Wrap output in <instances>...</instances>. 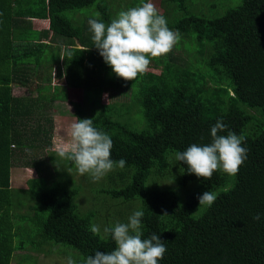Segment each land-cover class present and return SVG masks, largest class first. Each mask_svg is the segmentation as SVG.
<instances>
[{
	"label": "trees",
	"instance_id": "1",
	"mask_svg": "<svg viewBox=\"0 0 264 264\" xmlns=\"http://www.w3.org/2000/svg\"><path fill=\"white\" fill-rule=\"evenodd\" d=\"M141 2L0 0V264H15L18 250L48 252L51 243L75 251V264L116 247L110 234L90 231L97 211L79 214L69 197L58 196L61 177L51 176V190L40 186L48 165L37 170L40 157L53 147V118L49 105L15 96L12 87L35 81L42 95L44 81L54 89L43 96L50 100H70L71 89L84 90V100L96 113L91 116L89 110L80 119H93V126L113 141L111 159L127 162L103 180V202L108 196L118 201L120 211L144 212L142 238L159 235L167 249L159 264H264V0H231L237 4L218 15L191 11L187 0H154L165 8L158 12L168 27L185 37L187 50L194 52L184 62L165 55L152 59L146 73L125 81L94 46L88 21L108 25L121 3L128 10ZM90 6H96L95 15L79 13ZM16 30H26L30 38L16 40ZM119 92L124 99L114 101ZM140 108L144 120L134 116ZM218 120L226 125L220 135L231 131L245 138L247 159L237 175L217 171L204 181L189 174L175 153L194 143H211V127ZM19 161L35 167L37 176L30 180L40 187L34 191L39 208L31 206L38 211L32 216L36 228L27 236V229L12 221L24 201L12 188ZM115 174L122 181L113 179ZM168 179L184 192L160 183ZM205 191L217 196L211 207H199L197 197ZM114 219L112 226L124 221Z\"/></svg>",
	"mask_w": 264,
	"mask_h": 264
},
{
	"label": "clouds",
	"instance_id": "2",
	"mask_svg": "<svg viewBox=\"0 0 264 264\" xmlns=\"http://www.w3.org/2000/svg\"><path fill=\"white\" fill-rule=\"evenodd\" d=\"M88 23L94 46L115 75L125 81H134L146 73L151 60L167 55L179 40L152 0H142L140 5L120 11L108 25L97 19H89ZM225 130L226 125L218 120L211 127V143H194L183 152L177 151L175 160L186 164L189 174L204 181L210 180L217 171L228 176L237 175L247 159V149L242 146L245 138L231 131L226 135L219 134ZM68 134L71 144L60 148L57 155L73 162L79 175L87 174L93 182H98L114 168L126 166L123 158L119 161L111 159L113 141L93 126V119H78L69 126ZM197 199L199 207H211L217 196L205 191ZM143 216L142 210H136L127 223L105 226L103 232L111 235L115 249L107 253L97 251L87 257L84 264H159L167 249L159 235L142 238ZM90 231L100 235L101 228L92 224ZM67 264H75L71 256Z\"/></svg>",
	"mask_w": 264,
	"mask_h": 264
},
{
	"label": "rangeland",
	"instance_id": "3",
	"mask_svg": "<svg viewBox=\"0 0 264 264\" xmlns=\"http://www.w3.org/2000/svg\"><path fill=\"white\" fill-rule=\"evenodd\" d=\"M240 1V0H239ZM127 2V0H124V3ZM148 2V1H147ZM152 2L155 4L157 10H165L163 5L159 2ZM188 3V9L191 11H194L196 13H204L208 14H221L228 8H231L235 5H232L231 0H187ZM122 10H127V8L124 4L121 3L119 6ZM164 9H163V8ZM96 6H90L85 9H83L79 13H86L88 12V15H95L96 13ZM183 13H180L179 15H182ZM68 15L70 18L73 19L74 13L72 11L68 12ZM118 14H116L117 16ZM83 15H77V20L79 22H82L81 17ZM45 23V22H44ZM49 26L51 25V22H46ZM37 29H40L39 26L36 27ZM175 32V31H174ZM15 37L17 39H29L30 35L26 30H16L15 31ZM179 36L178 42L174 45L171 52H169L167 55L168 58H177L179 62H184L187 60L190 55L194 52V49L187 50V41L182 40L185 37ZM55 74V72H54ZM56 79H53V83H55ZM44 86L41 87L40 90H42V93H39L38 89L35 88L37 85V81H35L34 85L31 84L30 87H23V89L16 88V94L15 95H21V96H29L34 97L39 94V99L42 103H45L48 106V115L53 118V133H54V142L52 149L46 150L45 156L40 157L39 164L41 165L40 169L37 170L38 172H41L43 169V166L50 167V169L44 170L41 174L44 178L43 180H39L40 186L42 189L51 190L55 182L51 184V176L52 177H61L60 181H57V185L59 187L58 196L60 198H70L71 202L74 203L77 206V212L82 214L83 212H87L89 209H94L97 211V219L94 222V224L99 225L101 228V234L105 235L103 232V227L105 226H112V219L114 217L117 220L124 221L123 223L128 222V218L130 215L133 214L134 211H131L130 208L125 207L120 211V207L118 206V201L115 199H110L108 196L106 197L105 203L109 206L110 209H108L105 206L104 196H102V190L105 189V186H103V180L108 179V176L110 174H107L105 177H103L98 182H93L90 177L86 175H79L76 171V168L74 164H72L67 159H62L57 155V152L60 148L69 146L71 144V137L68 134L69 133V126L78 121V119L81 118V116H85L91 111V116H93L96 113V110L92 107V104H88L84 98H86L85 92L83 89L79 90H70L72 91L71 96L68 99H61L54 103V100H50V97H43V96H51L54 93V89L52 87H48V83L44 81ZM90 98V97H88ZM112 99L115 101L117 100H123V96L119 93H114ZM74 100V101H73ZM75 101L79 102V110L76 108L77 105H75ZM89 101V99H88ZM54 103V106H53ZM91 103V102H90ZM53 108H49L52 107ZM134 114V113H133ZM136 118H141V120H144V116H142V108L137 109L135 111ZM90 117V116H88ZM25 157V156H22ZM22 159V158H21ZM24 159V158H23ZM20 164L19 166L15 165V168L13 169L12 174V183L14 185V190L16 194L23 195V206H21L19 209H16L14 211L15 216L13 217L12 221L16 224L17 222H20L22 224L21 226H24L26 231V236L28 233L31 232V230L36 228L35 222L32 220V216L35 215L38 211H35L34 208L31 206H36V208H39V201L38 197L35 196L34 191L35 189H40L39 186H35L31 178H34L37 176L36 170L32 166H25L21 161L18 162ZM47 179V180H46ZM113 179L116 181H122L120 174H115L113 176ZM160 183L175 186L182 192H184V188L179 187L177 182L174 180H163L160 181ZM32 187V190L27 194L28 189ZM79 188V189H78ZM78 190V193L76 195H72V192ZM136 205H139V201L136 202ZM83 210V211H82ZM24 214L25 220L21 218ZM33 233V232H32ZM50 242V241H49ZM51 243V242H50ZM33 247V246H32ZM49 249L48 252H39L33 248H26L25 250H22L23 252H20L16 254L15 257V264L17 260H20V256L27 257L29 262L27 260L23 261V264H67L68 257L71 256L72 258L75 257L76 252L72 251L68 246L63 244H56L51 243V245H48ZM67 249L69 250V254H66L62 251H58L57 249ZM27 251V252H24ZM78 252V251H77ZM79 253V252H78ZM27 254V255H25ZM80 254V253H79ZM19 255V256H18Z\"/></svg>",
	"mask_w": 264,
	"mask_h": 264
},
{
	"label": "crops",
	"instance_id": "4",
	"mask_svg": "<svg viewBox=\"0 0 264 264\" xmlns=\"http://www.w3.org/2000/svg\"><path fill=\"white\" fill-rule=\"evenodd\" d=\"M40 28H41V26H39ZM36 28V27H35ZM13 37L17 40V38L15 37V35L13 34ZM21 86H23V87H30V86H26V85H18V84H13L12 85V87H13V94L15 95L16 94V88H18V89H23ZM15 96H21V95H15ZM25 97V96H24ZM31 98H41V97H39V94L38 95H36V96H34V97H31ZM58 100H61V99H55L54 100V103L56 102V101H58ZM54 103H53V106H54ZM53 106L51 107V109L53 108ZM15 167V166H14ZM12 188H14V185H13V183H12ZM14 190V189H13ZM15 191V190H14ZM19 251L20 252H23L22 250H18V251H15L14 252V257L13 258H15L16 257V254L17 253H19ZM24 252H27V251H24ZM20 254V253H19ZM16 263H18V264H23V259H21L20 258V260H18V262H16Z\"/></svg>",
	"mask_w": 264,
	"mask_h": 264
}]
</instances>
